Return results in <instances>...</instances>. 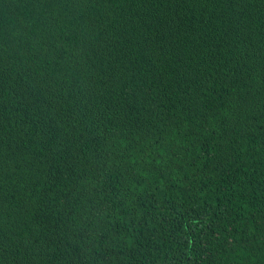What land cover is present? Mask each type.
<instances>
[{"label":"trees","instance_id":"16d2710c","mask_svg":"<svg viewBox=\"0 0 264 264\" xmlns=\"http://www.w3.org/2000/svg\"><path fill=\"white\" fill-rule=\"evenodd\" d=\"M0 264H264V0H0Z\"/></svg>","mask_w":264,"mask_h":264}]
</instances>
